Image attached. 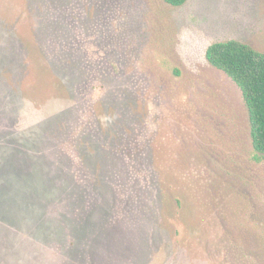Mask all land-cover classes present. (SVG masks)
Masks as SVG:
<instances>
[{
  "label": "rangeland",
  "instance_id": "rangeland-1",
  "mask_svg": "<svg viewBox=\"0 0 264 264\" xmlns=\"http://www.w3.org/2000/svg\"><path fill=\"white\" fill-rule=\"evenodd\" d=\"M227 39L264 51V0H0V264H262Z\"/></svg>",
  "mask_w": 264,
  "mask_h": 264
},
{
  "label": "trees",
  "instance_id": "trees-1",
  "mask_svg": "<svg viewBox=\"0 0 264 264\" xmlns=\"http://www.w3.org/2000/svg\"><path fill=\"white\" fill-rule=\"evenodd\" d=\"M173 6H181L187 0H164ZM208 61L226 72L241 88L249 111L251 136L256 159L264 160V51L238 39L218 40L211 43L206 52ZM242 242L234 240L230 252L232 261L249 263L255 258L251 248L241 249ZM264 264V238L261 243Z\"/></svg>",
  "mask_w": 264,
  "mask_h": 264
}]
</instances>
